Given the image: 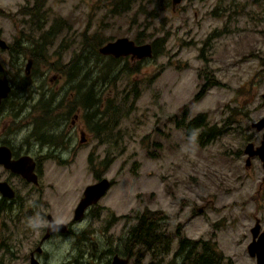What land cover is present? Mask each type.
<instances>
[{
	"label": "rangeland",
	"instance_id": "obj_1",
	"mask_svg": "<svg viewBox=\"0 0 264 264\" xmlns=\"http://www.w3.org/2000/svg\"><path fill=\"white\" fill-rule=\"evenodd\" d=\"M34 3L0 0V34L9 45L20 41L26 47L20 55L0 48L5 71L16 85L0 111V141L38 153L40 141L33 130L39 111L34 107L49 103L54 108L49 119L61 124L57 129L68 143L49 159L42 189H29L41 214L29 218L33 227L24 251L33 249L44 233L47 213L63 222L73 219L85 187L98 181L99 174L113 185L81 221L76 238L58 236L48 242L46 264H108L113 254L104 252L112 248L125 256L124 241L147 208L165 213L161 226L168 233L174 235L179 224L188 238L215 241L230 264H256L247 245L256 219L264 230V173L258 157L245 165L243 150L248 141L257 145L262 135L252 123L264 115V0H180L177 5L170 0L154 19L139 12V5L113 14L99 0H48L43 28L23 13ZM51 27L53 33L47 34ZM84 32H98L102 45L120 36L135 39L139 33L145 35L144 43L167 37L162 53L142 60L139 72L119 68L112 73L118 74L112 86H98L105 101L113 97L117 103L109 110L112 128L102 134L78 105L80 92L74 85L80 80L71 81L63 73V66L81 52ZM37 40L46 43L38 50L43 61L27 73ZM84 55L88 62L89 47ZM122 59L121 65L129 67L139 60ZM87 67L89 73V63ZM76 112L80 118L72 126ZM200 112L208 125L222 127L209 143L198 139L200 131L188 135L183 129L182 120ZM85 126L89 143L82 144ZM107 158L112 162L103 164ZM11 214L0 212L4 246L22 242L20 233L26 231ZM175 240L169 255L153 258L138 249L130 264H176ZM4 246L0 264L30 263L24 253L16 256ZM96 254L103 259L96 260Z\"/></svg>",
	"mask_w": 264,
	"mask_h": 264
},
{
	"label": "trees",
	"instance_id": "obj_2",
	"mask_svg": "<svg viewBox=\"0 0 264 264\" xmlns=\"http://www.w3.org/2000/svg\"><path fill=\"white\" fill-rule=\"evenodd\" d=\"M48 0H35V3L32 6H28L24 9V14H27L38 21H40L41 28H43L47 21L46 15H44V8ZM103 5L107 6L109 12L113 14H123L131 10L134 6L139 5V12L149 15L152 19L159 16L160 11L164 8H167L170 4V0H99ZM151 8V10H149ZM54 27H51L47 34L53 33ZM57 32V30H55ZM84 41H82V50L77 55L68 61L63 66V73H65L71 81L80 80L77 86L80 92V101L78 103L79 107H82L89 114V122L92 124V128L96 127L98 129V134H102L103 131H108L109 128H112L109 119H110V109L116 108L117 103L113 102V97H108V101L102 98V92L98 90V86L102 84L111 85L114 82V79L117 80L118 74L112 75L114 71L120 68V71H130L139 72L140 65L142 60L146 58H141L137 60V64L121 65L123 57H116L111 54H103L100 51V46L102 45L101 37L98 32L93 34H87L84 32ZM167 36V35H166ZM137 43H144L146 40L145 35L139 33L134 39ZM167 37H157L153 40V55L157 56L162 53L163 45ZM110 41V40H109ZM46 46L44 41H34L32 49L30 51V58L33 60V66L37 63L43 61V55L38 56V50L41 46ZM89 47V61L83 59V57L88 58L84 55V51ZM25 45L20 41H17L16 44L10 45V52L13 54H22L25 52ZM27 53V52H26ZM45 61V60H44ZM89 63V73H87ZM52 64V63H50ZM98 73V74H96ZM84 74V75H83ZM89 76V77H88ZM108 77V78H107ZM89 78V83L84 80ZM211 82V81H210ZM13 88L10 95L4 99L1 108L7 104L8 100L15 93V83L12 84ZM204 89L202 86L201 90ZM139 90L136 89V96L139 95ZM125 101L126 98H124ZM107 102V103H106ZM34 109L39 111L38 120L34 125L33 134L37 136V139L41 142L47 141V138L54 137L58 133L59 122H55L49 119L50 114L54 108L50 107L48 103L47 106H35ZM115 110V109H114ZM103 116L106 119L101 121ZM185 118L186 116L183 115ZM64 118V117H63ZM94 121V122H93ZM182 120L183 129L186 134L194 135L197 131H200L198 134V139L202 143H209L215 137H218L222 131V127L217 128L216 125L207 124V116L205 112L197 113L195 117L189 118L186 122ZM61 125V124H60ZM53 142L52 140H50ZM113 159L107 158L105 162L111 163ZM89 161L91 165H94L93 156L90 155ZM100 177L99 174H97ZM166 215L162 210L154 209H145L142 213L138 215L137 222L131 227L129 235L124 241V250L128 256L135 255V252L142 250L144 252L150 253L153 258H157L161 255H169L170 249L172 246V234L162 228V222L165 220ZM120 253L119 250L109 249L104 252L105 255H111L114 253ZM125 255V256H126ZM174 255L178 258L174 259L176 264H230L231 261H227L224 257L221 250L217 247L215 241H208L207 239H187L183 237L180 240V243L177 249L174 251ZM103 257V254H96L95 259ZM103 259V258H101ZM68 264V263H65ZM109 264V262H108Z\"/></svg>",
	"mask_w": 264,
	"mask_h": 264
},
{
	"label": "flooded vegetation",
	"instance_id": "obj_3",
	"mask_svg": "<svg viewBox=\"0 0 264 264\" xmlns=\"http://www.w3.org/2000/svg\"><path fill=\"white\" fill-rule=\"evenodd\" d=\"M7 49H9V48H7ZM127 56L132 57V55H127ZM127 56H121V57L126 58ZM138 59H141V58H138ZM27 65H28V63H27ZM31 70H32V67L29 69L26 66L27 73H30ZM2 104H3V102H2ZM1 110H2V108L0 107V111ZM74 114H75V118L72 120V126H75L77 123V120L80 118L79 112H76ZM87 115H89V114H87ZM80 126H82V125H80ZM255 129H257V128H255ZM258 130L263 131V129H258ZM70 139H71V136L69 137V140ZM50 140H52L53 142H51ZM64 141H67V139L64 140L63 134L60 133V131L58 130V133L56 136H54V137L49 136L47 138V141H45V142L40 141V151L38 153L33 152V151H29V150H24L22 143H21L22 145L20 144L21 146L18 147L17 146L18 144H16L15 142H12L10 140L8 141L7 139H2V141H0V145H7L11 148L13 159H19L22 156L29 155V156H32V158L35 162L33 172L35 174L36 180H35V178H33L31 180L27 176H25L23 173L15 171L12 168L6 166L5 164L0 163V181H3L6 183V184H4L3 189L0 188V212H7V211L11 212L12 213L11 218L14 219V221L16 220V222H21L22 224H24L25 229H26L25 234L20 233V237L22 239V242H19L18 244L15 243L13 246H11V245L4 246V244H7V243L5 241H1L0 247L3 248V246H4L5 250L8 249V250L12 251L16 256H20L22 253H24L26 258H29L30 262L33 259V256L36 257L43 264H46L47 262H49V260L46 259L48 254H49L48 249H47L48 242H50L51 240H53L54 238H56L58 236L63 237V236L74 235L76 238V236L79 235L78 234L79 232H77V228L80 225L81 221L86 217L88 211L93 206H96L98 203L97 202V203L91 205L90 207H88L84 217L81 219H75L74 218L75 209L78 205L77 204L75 209H74L73 219L69 222L59 221V220H57V218L53 214L47 213L46 214L47 223L49 222V215H52L57 221L67 224L68 225L67 229H65L63 231H54L52 234L46 236L47 226H48V224H46L44 227V230H43L44 233L41 235V237L38 240L35 247L33 249H29L28 251H24V247L22 245H23V243H25L24 242L25 239L29 240L30 232H31L32 227H33L32 225L29 224V218L34 214H41V213L36 212L39 209V206L37 205L38 199H37V197H35V195H33V191L29 190V189H30V187H31V189H36L37 191H40L42 189L41 187H43V179L47 175V171H48L47 164L49 162V159H53V157L55 156L53 153H56L57 148L58 149L62 148L63 144L68 143V142H64ZM80 142L82 144L89 143V134L87 133L86 126L84 128L81 127V140H80ZM248 142H253V141H248ZM45 146L50 147L48 151H44ZM254 146H257V145L254 144ZM243 153H244V155L246 154L244 152V150H243ZM246 157H247V154H246ZM254 158H257V157H254ZM66 160L67 159H64V158L61 159V161H66ZM102 177H104V176H101L98 178L100 179ZM111 181H112V185H113V180H111ZM47 185H48V183H47ZM48 188H50V186ZM11 192H13L14 194L10 195L9 193H11ZM25 192H26V194H25ZM33 196L35 198L34 200H33ZM39 196L43 197V194L40 193ZM81 198H80V200H81ZM30 200H33L32 203H29ZM200 208H202V207H200ZM198 211L200 212L203 210L198 209ZM174 233H175L174 235L172 233H170V234H172L171 235L172 236V239H171L172 244L174 242L173 241L174 239H176L175 241H176L177 245H179L180 240L183 237H185L187 239H189V238L191 239V237L188 238L184 234H182L180 227H179V224L176 226V230ZM0 238H2L1 234H0ZM192 239H194V238H192ZM201 239H203V238H201ZM201 239H198V240H201ZM4 240H6V239L4 238ZM171 249H172V246H171ZM171 249H170V251H171ZM114 254H116V253H114ZM114 254H113V256H114ZM126 256H128V255H126ZM172 258L176 259L178 257L175 256L173 253ZM110 263H111V261H110Z\"/></svg>",
	"mask_w": 264,
	"mask_h": 264
},
{
	"label": "water",
	"instance_id": "obj_4",
	"mask_svg": "<svg viewBox=\"0 0 264 264\" xmlns=\"http://www.w3.org/2000/svg\"><path fill=\"white\" fill-rule=\"evenodd\" d=\"M180 0H172L173 5H177ZM0 48H9L8 41L0 34ZM100 51L103 54H111L116 57L132 55V57L137 58H147L153 55V45L151 42L137 43L134 39L129 36H120L114 40H110L100 46ZM33 60L29 58L27 68H31ZM12 83L5 71V65L0 57V107L5 98H7L12 91ZM264 98V93H262ZM252 126L257 129H263L261 140L254 146L253 142H248L245 145L244 152L247 154V159H245V165H250L252 157H258L261 161V165L264 173V115L261 116ZM0 163L12 168L15 171L23 173L29 179H33L35 174L33 172L35 162L32 156L25 155L19 159L12 158L11 148L7 145H0ZM264 179V175H263ZM3 181H0V188L3 189ZM112 186V181L109 177L104 176L94 183L88 184L84 191L81 200L79 201L75 209V219H81L84 217L86 210L91 205L99 202L103 198L110 187ZM13 195L14 193H9ZM202 209V208H200ZM68 225L57 221L52 215H49V222L47 226L46 236L52 234L54 231H63L67 229ZM251 240L247 245V252L250 256L255 257L256 264H264V230H261V225L259 220L256 219L254 225L250 228ZM29 264H43L36 257ZM110 264H130V257L124 256L119 253L114 254Z\"/></svg>",
	"mask_w": 264,
	"mask_h": 264
}]
</instances>
